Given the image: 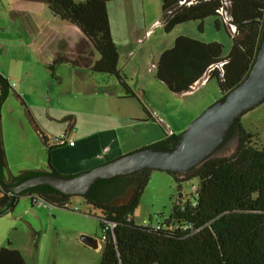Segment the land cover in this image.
<instances>
[{"label": "trees", "instance_id": "16d2710c", "mask_svg": "<svg viewBox=\"0 0 264 264\" xmlns=\"http://www.w3.org/2000/svg\"><path fill=\"white\" fill-rule=\"evenodd\" d=\"M38 1L53 16L79 29L93 49L86 53L78 48L79 54L85 56L77 59L58 55L47 66L51 80L59 82L56 68L66 64L76 70L113 75L125 88L126 97H136L117 68L119 53L111 35L107 4L118 0ZM161 10L165 32L189 22H199L201 32L203 21L212 17L215 28H223L231 40L229 53L223 57L219 43L177 37L154 65L155 78L171 93H191L205 79H215L223 99L246 78L264 34V0H161ZM94 53L98 59H94ZM10 91V83L0 73V182L15 186L40 175L62 176L50 163L45 171L26 170L5 176L1 110ZM142 107L151 119V113L143 104ZM240 117L229 135L238 137L231 155L210 158L183 175L166 173L178 187L193 178L198 179V186L191 200L175 201L170 217L159 224V229L133 222L152 170L99 180L92 186L82 199L87 207L100 213L104 244L99 264H264V146L260 147L255 136L243 130ZM181 135L165 132L162 140L149 147L171 149ZM42 139L48 153L53 146L44 135ZM23 196H37L58 209H68L72 197L45 185L30 188L22 192L20 197ZM11 198V193H5L0 206ZM35 237L36 232L28 248H36ZM11 245L9 242L8 247H0V264H28Z\"/></svg>", "mask_w": 264, "mask_h": 264}, {"label": "rangeland", "instance_id": "374dc122", "mask_svg": "<svg viewBox=\"0 0 264 264\" xmlns=\"http://www.w3.org/2000/svg\"><path fill=\"white\" fill-rule=\"evenodd\" d=\"M107 8L114 22L111 35L119 53L117 68L136 97H126L125 88L113 75L86 71L84 78L90 84H97L96 87L110 85L112 81L118 89L117 94H121L122 97H118L117 100L123 105L120 106L121 110L129 111L134 122L140 117L146 120L142 104L154 116L157 122L150 119L151 121L137 123L138 126L133 132L135 139L146 134L152 136L153 132L163 136L164 132L169 134L181 129L185 131L192 121L220 99L218 84L215 79H205L206 82L198 85L190 94L175 95L155 78L156 59L162 50L172 47L174 40L179 36H187L205 43H219L223 46V57H226L231 48L229 36L223 28L220 30L215 28L212 17L203 21L201 32L198 29L199 22L178 25L165 32L161 25V0H118L108 3ZM69 69L72 67L61 64L59 70L55 71L61 81L57 86V82L51 80L49 76V81L51 80L49 83L54 85L57 92V96L52 98L54 108L57 106L59 109H68L84 115L87 119L93 118L91 114L116 112V109L110 110L104 100L92 94L90 90H95L96 87L90 88L88 83L85 88L74 82ZM97 91L101 92L100 89ZM44 92L48 93L46 88ZM13 103L12 101V106ZM22 118L26 120L19 104H15L9 110L6 106L2 107V132L4 129L7 132L6 136L17 137L18 133H22L18 130L21 129L19 121ZM49 125L54 131H58L63 123L53 120ZM240 125L243 130L254 135L259 146L263 147L264 102L243 114L240 117ZM233 137L234 143L233 141L226 143L215 158L226 157L234 152L237 136ZM63 148L64 146L55 147L51 151H56L59 159L63 160L66 158ZM9 154L5 170L7 177L9 173L15 176L21 171L29 170L22 169L23 162L28 159L21 152L11 148ZM45 154L47 155V149ZM40 160L39 155H34L31 161L36 164ZM197 186L198 179L193 178L179 184V189L173 178L165 172L152 171L133 214L134 224L137 226L163 224L170 217L179 191L184 202L193 198L192 188ZM74 207H78L80 212L73 211ZM99 217L100 213L87 207L79 196L70 198L68 209L39 208L31 205L29 197L23 196L19 198L11 212L0 217V247H8L11 242L10 248L18 250L28 264H99L102 258L101 250L94 245L86 246L81 242V237H87L103 245ZM34 232L36 248L32 249L28 248L27 244Z\"/></svg>", "mask_w": 264, "mask_h": 264}, {"label": "crops", "instance_id": "0c3cea01", "mask_svg": "<svg viewBox=\"0 0 264 264\" xmlns=\"http://www.w3.org/2000/svg\"><path fill=\"white\" fill-rule=\"evenodd\" d=\"M107 11L112 31L114 22L108 8ZM78 48L86 53L93 52L79 29L53 16L43 3L38 0H0V73L11 85V91L3 107L6 106L9 110L15 104H19L26 118L25 121L23 118L21 119L23 121H19L21 129L16 127L22 132L18 133L17 137L6 136L7 132L3 129L7 162L10 157L9 151L14 148L28 159L23 162L22 169L45 171L50 163L58 173L71 177L147 148L164 138L165 132L163 136L153 132L152 136L146 134L135 139L133 132L138 126L137 123L150 118L146 117L145 120L140 117L134 122L129 111L121 110L123 105L117 100L118 97H122L121 94H117L115 84L110 81V85L96 87L97 84H90L84 78L87 72L83 69H69L74 82L85 88L88 83L90 88L96 87L95 90H90L92 94L104 100L110 110L113 108L116 112L91 114L93 118L87 119L84 115L68 109L53 107L52 98L57 96V92L54 85L49 83L47 66L51 65L58 55L73 59L85 56L79 54ZM98 58V55H95L94 59ZM59 68L60 66L56 70ZM205 82L206 80L199 86ZM60 83L61 81L57 82L56 86ZM45 88L48 91L46 94ZM97 89L101 92L98 93ZM151 119L157 122L152 114ZM53 120L63 123L58 131H54L49 125ZM24 129L26 132H23ZM183 131L184 129L176 130L174 134L178 135ZM42 135L49 140L53 148L64 146L63 151L66 155L64 161L59 159L56 151L50 150L47 155L45 154L46 146ZM62 135L73 140L74 145L65 143L54 146L53 139ZM34 155L41 157L36 164L31 161ZM4 174L7 176L6 172ZM178 198L181 200L182 196ZM93 245L102 252L103 245L91 240L88 246Z\"/></svg>", "mask_w": 264, "mask_h": 264}, {"label": "water", "instance_id": "95a60500", "mask_svg": "<svg viewBox=\"0 0 264 264\" xmlns=\"http://www.w3.org/2000/svg\"><path fill=\"white\" fill-rule=\"evenodd\" d=\"M262 102H264V34L246 78L223 99L216 101L192 121L173 148H143L71 177L45 174L15 186H5L0 182V198L5 193H11L12 196L4 206H0V217L15 208L22 192L37 186H49L66 196L83 197L99 180L125 176L145 169L168 174H186L208 159L215 158L217 152L225 145L236 120ZM2 162L3 155L0 152V167ZM81 242L88 246L91 239L81 237Z\"/></svg>", "mask_w": 264, "mask_h": 264}, {"label": "built area", "instance_id": "2783aa9c", "mask_svg": "<svg viewBox=\"0 0 264 264\" xmlns=\"http://www.w3.org/2000/svg\"><path fill=\"white\" fill-rule=\"evenodd\" d=\"M52 143H53V145H62V144H65V143L69 144L70 146L74 145V141L69 139V138H67L66 135H62L59 138L53 139ZM192 191H193V196H195L196 192H197V187L196 188L193 187ZM29 199H30L31 205H33V206H36V207H39V208H43V207L44 208H46V207H51L52 208V206L48 205L44 200L38 198L37 196H31V197H29ZM191 202H192L191 206L194 207L195 206V202L194 201H191ZM72 210L76 211V212H80L78 207H74V208H72ZM111 227H113V226L111 225ZM153 227H155L156 229H159L160 226H159V224H157L156 226H153ZM188 228H189L188 226H184L183 227V229H185V230H188ZM170 229H171V227H170Z\"/></svg>", "mask_w": 264, "mask_h": 264}, {"label": "flooded vegetation", "instance_id": "af4514ba", "mask_svg": "<svg viewBox=\"0 0 264 264\" xmlns=\"http://www.w3.org/2000/svg\"><path fill=\"white\" fill-rule=\"evenodd\" d=\"M234 138H235V137H233V136H229L228 139H227L226 142H225V145H226V143H228L229 141H233V143H234V141H235ZM225 145H224V146H225ZM224 146H223V147H224ZM221 149H222V148H221ZM221 149H220V150H221ZM220 150H219V151H220Z\"/></svg>", "mask_w": 264, "mask_h": 264}]
</instances>
